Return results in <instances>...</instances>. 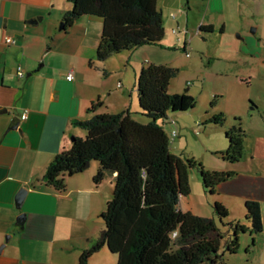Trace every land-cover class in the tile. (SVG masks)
<instances>
[{"label": "crops", "instance_id": "crops-1", "mask_svg": "<svg viewBox=\"0 0 264 264\" xmlns=\"http://www.w3.org/2000/svg\"><path fill=\"white\" fill-rule=\"evenodd\" d=\"M235 4L244 5L245 0H206L205 5L206 16L211 11L223 15L219 28L226 48L222 58L238 60L243 69L238 82L216 81V89L223 92H228L229 84L249 88L250 79L264 77L260 66L264 64V29L258 33L260 25L264 26L261 21L264 11L254 10L234 18ZM72 8L69 0H0V264H79L83 251L104 228L101 215L104 204L112 198L113 176L95 184L93 176L99 163L93 161L85 172L67 176L66 189L61 192L41 178L52 159L72 147L75 136L87 134L76 121L101 113L126 110L138 113L137 79L142 67L150 62L165 63L156 57L157 50L142 49L175 46L169 34L182 24L177 16L172 18V13L164 16L158 0L165 28L160 45H145L113 56L103 66L91 65L100 43L103 20L85 15L67 30L60 29L64 15ZM207 18L199 24V28L201 25L206 28L205 32H198L204 40L216 36L217 31L215 23ZM186 23L188 27L189 17ZM253 24L258 26L254 35L250 32ZM232 31L239 32L237 38ZM189 33L188 30L185 35ZM8 37L15 41L7 43ZM186 49L184 43L183 50ZM19 66L23 69L22 76ZM70 71L74 74L71 81L67 79ZM96 102L101 106L90 112L89 107ZM252 107L263 114L264 120V107L256 108L253 104ZM25 110L27 118L21 120ZM233 115L235 118L241 114L234 111ZM253 117L252 114L249 126L254 124ZM244 130L242 159L236 163L223 160L218 169L234 173L216 187L214 195V200L229 211L227 222L245 220L244 207L238 217H231L227 204L230 200L237 202V208L246 200L261 201L264 220V162L260 166L257 160V157L264 160V135L256 136L251 128ZM227 147L226 143L221 150ZM23 188L27 189V195L19 207L17 196ZM188 196L181 198L180 209L198 215L191 204L183 207L182 202ZM22 214L24 217L20 218ZM203 216L214 217L215 212L213 216ZM116 233L93 256L111 248L121 263L132 264L133 256L129 254L132 244L123 242ZM252 241L250 234L244 235L240 249L242 246L245 249L248 263L264 264V224L262 235L255 238L251 247ZM240 249L231 257L239 255Z\"/></svg>", "mask_w": 264, "mask_h": 264}, {"label": "trees", "instance_id": "trees-1", "mask_svg": "<svg viewBox=\"0 0 264 264\" xmlns=\"http://www.w3.org/2000/svg\"><path fill=\"white\" fill-rule=\"evenodd\" d=\"M73 8L63 18L64 30L85 15L103 20L100 43L93 63L103 66L113 56L145 45H160L165 37L162 11L158 0H69ZM206 28L201 25L200 32ZM179 70L164 63H147L137 79L140 112L101 113L75 122L85 137L75 136L68 150L58 153L47 166L42 180L56 191L66 189V177L85 172L93 161L99 169L93 176L100 184L113 176L114 188L101 217L104 228L83 251L79 264H89L91 257L113 238L121 213L136 216L146 213L143 230L134 232L129 254L132 264H225L227 257L238 254L241 239L255 238L263 232L262 213L257 201L246 200L245 220L227 222L229 211L214 200V217H204L180 209L182 197L191 193L190 171L197 167L205 192L214 199L216 187L233 176L232 171L206 170L193 159L171 150L172 138L166 122L174 123L170 114L195 108L196 98L188 93L171 94V80ZM100 102L89 107L95 112ZM214 106V103H212ZM135 114L147 116L142 122ZM161 121V123L159 122ZM222 112L206 119V125H223ZM201 125V122H198ZM246 131L235 117L225 133L227 149L218 155L236 163L245 151Z\"/></svg>", "mask_w": 264, "mask_h": 264}, {"label": "rangeland", "instance_id": "rangeland-1", "mask_svg": "<svg viewBox=\"0 0 264 264\" xmlns=\"http://www.w3.org/2000/svg\"><path fill=\"white\" fill-rule=\"evenodd\" d=\"M170 2L175 5H169ZM206 0H159V6L163 8L164 16L167 14H174L182 21L181 27H177L178 34L175 35L170 32V39L175 46H167L164 49L159 47H146L142 50L150 52L157 50L156 57L165 61L171 67L179 70L178 75L171 80L169 86V93L181 94L188 89V93L196 98L195 108L170 114V118L174 119V123L166 122L164 127L170 135L172 130H177L178 134L172 138L171 150L174 154L180 155L185 158L193 159L197 164L201 163L206 170L216 171L222 164L223 159L219 154L221 147L227 143L225 139V129L228 127L230 130V121L234 119L233 112L240 113L237 116L242 120L244 128H251L256 136L264 135V120L262 115L252 107H264V77L250 79L249 88L242 85L240 88H235L231 84L228 92L219 91L216 89V81L223 80L238 82V77L242 74V65L238 60L231 58H222L221 54L225 50L226 45L224 40L220 37V26L222 19V12L214 11L208 13L206 11ZM254 10L264 11V0H245L244 5L235 4L232 8V15L234 18L240 17L241 14ZM189 17L190 23L187 27V18ZM213 21L217 26L216 36H212L204 40L202 36L198 35L199 24L205 21ZM206 19V20H207ZM264 25V18L261 20ZM257 28V24L251 25V28ZM189 30V34L185 35V29ZM250 28V29H251ZM261 29H264L262 24ZM233 32V31H232ZM264 32V30H263ZM237 38L239 32H233ZM186 36V37H185ZM190 42V43H189ZM184 43H187L186 51L183 50ZM189 44V45H188ZM143 52V51H142ZM189 53L187 56L186 53ZM114 60V59H113ZM115 62V61H114ZM260 65V64H259ZM262 73L264 76V64H261ZM262 75V74H261ZM133 81V80H132ZM131 81V83H132ZM214 103V106H212ZM248 106V109H247ZM245 108L248 111L245 110ZM140 112L139 101L136 108ZM225 114L226 121L223 125H206V119L213 115L220 113ZM249 113V114H248ZM264 113V111H263ZM254 115V124L248 125L250 116ZM135 116L142 122L150 121L147 116L135 114ZM161 123V121L159 120ZM201 122V125H198ZM86 136V135H85ZM258 163L261 166L264 162L263 159L257 157ZM200 172L197 167L190 171L191 193L188 197L184 198L182 205L185 208L187 203L191 204L193 211L199 216L214 215V199L209 196L203 187V182L200 177ZM110 185V179H108ZM252 200V199H251ZM257 201L259 204L261 201ZM230 206L231 217L236 218L240 215L244 202L240 208H237V202H228ZM232 204V205H231ZM105 209L107 204L105 203ZM262 210V204L260 205ZM104 209V210H105ZM206 217V216H204ZM262 218V224H264ZM147 222L146 213L139 215L121 213L117 220V229H119V236L129 244L134 243V232L137 229L143 230ZM132 228V230H130ZM118 234V230H116ZM109 251H104L100 255L92 257L91 264H128L121 263L120 258L115 254L111 248ZM225 264H259L257 261L248 263L245 249H240V254L235 257H227Z\"/></svg>", "mask_w": 264, "mask_h": 264}, {"label": "built area", "instance_id": "built-area-1", "mask_svg": "<svg viewBox=\"0 0 264 264\" xmlns=\"http://www.w3.org/2000/svg\"><path fill=\"white\" fill-rule=\"evenodd\" d=\"M171 16H172V18H175V17H176L174 14H172ZM172 32H173L174 34H178V33H179L178 30H177L176 28H174V29L172 30ZM184 32H185V34H187V33H188V30L185 29ZM6 41H7V43H12V42H14L15 40H14L12 37H8ZM186 54H187V56H189V53H188V52H187ZM18 72H19V74H20L21 76L23 75V69H22V67H20V66L18 67ZM73 78H74L73 71H70L69 74H68V76H67V79H68L69 81H71V80H73ZM118 87H121V83L118 84ZM10 113H12V111H10ZM27 114H28V111L25 110L24 113L21 115V120H25V119L27 118ZM177 134H178V131H177V130H175V129L172 130V132H171V138L176 137Z\"/></svg>", "mask_w": 264, "mask_h": 264}, {"label": "water", "instance_id": "water-1", "mask_svg": "<svg viewBox=\"0 0 264 264\" xmlns=\"http://www.w3.org/2000/svg\"><path fill=\"white\" fill-rule=\"evenodd\" d=\"M63 27H64V23H63V21H62V22H61L60 29H63ZM256 31H257V28H255V27L250 29V32H251V34H253V35L256 34ZM26 195H27V189L23 188V189L19 192V194H18V196H17V204H18L19 207L22 205V203H23V201H24ZM21 217L23 218L24 215L22 214V215L20 216V218H21Z\"/></svg>", "mask_w": 264, "mask_h": 264}]
</instances>
